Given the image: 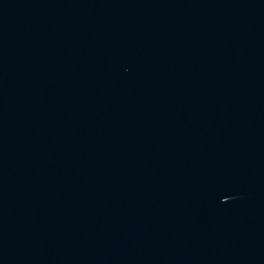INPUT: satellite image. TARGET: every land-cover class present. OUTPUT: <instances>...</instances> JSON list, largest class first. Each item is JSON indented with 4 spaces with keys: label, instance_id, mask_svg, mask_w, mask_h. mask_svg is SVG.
I'll use <instances>...</instances> for the list:
<instances>
[{
    "label": "water",
    "instance_id": "95a60500",
    "mask_svg": "<svg viewBox=\"0 0 264 264\" xmlns=\"http://www.w3.org/2000/svg\"><path fill=\"white\" fill-rule=\"evenodd\" d=\"M0 264H264V0H0Z\"/></svg>",
    "mask_w": 264,
    "mask_h": 264
}]
</instances>
